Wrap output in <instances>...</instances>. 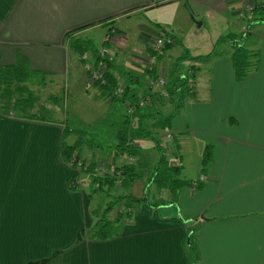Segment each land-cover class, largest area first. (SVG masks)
I'll return each instance as SVG.
<instances>
[{
	"label": "crops",
	"instance_id": "obj_1",
	"mask_svg": "<svg viewBox=\"0 0 264 264\" xmlns=\"http://www.w3.org/2000/svg\"><path fill=\"white\" fill-rule=\"evenodd\" d=\"M247 5L255 6L252 14H244ZM161 30L176 44L150 68ZM237 47L259 54L257 67L242 78L233 60ZM92 48L107 49L113 90L125 86L129 97L114 98L90 83L86 66L101 62ZM14 65L42 79L7 88L3 72ZM191 72L192 91L183 87ZM161 74L171 99L156 88L150 104L129 115L127 106L145 98L148 82ZM1 76L5 91L14 92L8 120H16L19 97L33 114L40 107L53 116L54 109L65 113L67 90L68 111H80L78 119L87 121L88 106L103 108L112 143L106 150L64 118L52 124L61 131L54 129L55 175L47 169L35 185L34 171H28L11 194L15 212L5 236L7 218H0V264H264L263 0H0ZM27 123L50 132L45 123ZM125 127L135 156L118 149ZM64 132L86 164L133 166L137 178L112 191L92 174L79 178L61 153ZM164 159L171 167L180 164L178 180L188 185L173 192L160 184ZM73 178L81 183L77 190L70 186ZM101 191L107 192L105 203L98 200ZM151 192L153 199L145 197ZM125 196L138 201L118 199ZM108 202L112 221L125 206L134 207L130 221L121 215V234L97 240L87 233L78 240L94 229Z\"/></svg>",
	"mask_w": 264,
	"mask_h": 264
},
{
	"label": "rangeland",
	"instance_id": "obj_2",
	"mask_svg": "<svg viewBox=\"0 0 264 264\" xmlns=\"http://www.w3.org/2000/svg\"><path fill=\"white\" fill-rule=\"evenodd\" d=\"M78 42L79 41L73 42L70 48H73ZM94 45L92 43V46ZM73 53L74 51L70 52L72 55ZM27 76H29V78H34L35 81L42 79V77L38 75L28 74ZM126 90L127 87H125V93ZM65 93H67V104L64 105L66 114L64 111L62 113L59 109H54L55 111L53 110V112L55 116H53V113L51 115L48 113L47 109L44 110L42 107L38 108L40 112L33 114L34 112L29 111L26 107L27 103L20 100L19 97V101L15 107L16 120H8L7 117L4 116H9L11 114V109L15 105L13 100H10L9 102V98L14 95V92L10 93V91H5V87L3 86L0 77V218L2 215H5L7 218L4 236L9 228L12 214L15 212V206L12 205L11 201V194L25 184L23 181L26 179V172L34 171L32 177L35 178V185L42 183V174L45 170L53 169V175H55L54 155L57 150L54 143L57 141L54 137V129H59L53 127V123L58 120V123H61L63 122V118L64 120L70 121V129L72 126V129L79 133H86V135L84 134L85 139L92 142H99L106 150H108V147H110L112 143V138L108 135V132H111V129L108 128L106 122L101 121V118L103 117V108L94 110L91 106H88V110L84 111L87 121L85 119H78L80 115L83 116V114L80 113V115H78L80 111H77V114H74L76 111H68V109L70 110V107L67 90H65ZM124 96L125 94L123 97ZM43 97L45 98V96ZM80 108L81 107L78 106L77 110ZM72 115H74L73 118L71 117ZM71 118L73 121H71ZM27 122L45 123V125L51 127L50 132H48L49 129L47 127ZM59 132L61 131L59 130ZM90 135H94L95 140H91L92 138ZM66 138H68L67 135ZM103 163L104 162H100L99 164ZM163 163L165 164L167 161L164 159ZM73 169L77 170L78 168ZM123 177V174H117L114 176V179H118L117 181L115 180L118 187L121 186ZM84 178L82 176V180ZM180 179L182 178L180 177ZM80 185L81 183L79 182L78 186L80 187ZM145 197L153 199L152 192L149 195L146 194ZM118 198L120 199V197ZM98 200H101V203H105L107 200V192L101 191ZM112 200L119 201L112 198L109 202Z\"/></svg>",
	"mask_w": 264,
	"mask_h": 264
},
{
	"label": "trees",
	"instance_id": "obj_3",
	"mask_svg": "<svg viewBox=\"0 0 264 264\" xmlns=\"http://www.w3.org/2000/svg\"><path fill=\"white\" fill-rule=\"evenodd\" d=\"M223 41V39H222ZM88 50H84L81 54L87 52ZM89 51H93V53H97L98 52L92 48V50ZM189 57V56H186ZM233 60H234V64H235V68H236V75L238 78H242L246 75H248V73L250 72V70L252 68L257 67L258 65V61H259V54L258 53H252L249 50H246L242 47H237L234 54H233ZM5 70V69H4ZM13 70H16V75L14 76V72H12L11 75H9V73ZM4 72L8 73V75H6ZM3 72V83L7 88H10L14 83L19 81L20 83H25L27 81H25V79L29 78V76H27L28 74H32L30 71L28 70H23L21 68V66L19 65H14L12 67H10L9 69H6ZM34 75V74H32ZM2 78V76H1ZM107 85H105L102 89V92L104 94L110 95L113 91V88L115 86V83L112 82L113 77L110 75V73H108L107 75ZM187 86V82H184L183 87ZM131 94V92L128 90H126L125 93V97H129V95ZM67 127V126H66ZM122 134H123V139L121 144L118 146L119 150L125 151L130 153L131 156H135L134 155V149L135 146L134 144L131 142V140H128L129 137H131L133 134L131 132V129H129L128 127H125L122 130ZM66 139V135L65 132L63 134V141H62V148H61V153L62 156L64 158V161L69 163L71 165L72 168H78V161H79V157L77 155V153H79V148L77 146H70L65 142ZM133 141V138H132ZM207 164V162H205ZM167 165V163H162L161 164V170L163 167H165ZM86 166V165H85ZM87 168H83L81 169L82 172L87 173V174H92L95 181H97L100 185L102 184H108V189L112 191V189L115 187L116 182L113 176L107 175V176H103V177H96L95 176V169L96 166L95 165H87ZM117 171L120 172V174H123V182L121 184L122 187H127L131 182H133L136 178H137V172L136 170L133 168V166H125L123 168H116ZM160 170V171H161ZM181 172V168L179 167H171L169 165H167L164 170H163V174L161 177V181L160 184H164L165 188H168L169 190L175 192L177 191L179 188L188 185L186 182H182L181 180H178V176ZM78 180L73 178L70 186L72 189H78L77 188V184ZM110 195V194H108ZM119 199V198H118ZM119 200H126V201H138L133 197H122ZM147 200V199H146ZM116 203L118 201H115ZM112 203V202H111ZM111 203H109L108 207L106 208V210L102 213V215L99 216L98 222L96 224V226L94 227L93 230H91V232H83L79 237L78 240L83 239L84 237H86L87 233H88V238H92V239H97V240H109L112 238H115L117 236H119L121 234V225L120 222L122 221L121 215H119V217L112 221L110 220L106 215L107 213H110L113 209V205H111ZM115 204V203H114ZM128 206V207H127ZM125 206V211L124 214L122 215L125 216V220L124 221H130L131 218L133 217L134 214V207L132 205H127ZM47 262V260H43L40 262H34V263H30V264H45Z\"/></svg>",
	"mask_w": 264,
	"mask_h": 264
},
{
	"label": "built area",
	"instance_id": "obj_4",
	"mask_svg": "<svg viewBox=\"0 0 264 264\" xmlns=\"http://www.w3.org/2000/svg\"><path fill=\"white\" fill-rule=\"evenodd\" d=\"M263 6H264V0H263ZM255 6L254 5H247L245 7V11L244 14H252L254 12ZM110 40V38H108V41ZM176 44V40L175 38L168 33L167 30H161L159 32V34L157 35V37H155L153 43H152V50H153V55L149 58L148 61V66L150 68H152V66L156 63L157 59L164 57L167 50L174 46ZM107 49L105 48H101L98 51V57L100 58L101 62L99 64H97V66L95 68H92V66L87 65L86 66V72L87 74H89V81L93 86H97L100 89H103V87L105 85H107V75H108V58H107ZM194 73H190L188 75V78L185 77L187 79V84L188 86H190V90H193V87L195 85V81H194ZM187 76V75H186ZM167 85H168V81L166 78L165 74H161L159 75V78L154 80H150L148 82V90L149 93L148 95L141 99L139 102H137L136 104H129L127 106V110H128V114L129 115H134V113L137 110L140 109H145L150 102L152 101V97L154 96L155 92H156V88H159V95L164 99V100H170L171 99V95L170 92L167 90ZM125 94V86H118L116 87L111 96H113L114 98H122L123 95ZM64 105L67 104V93H65L64 95ZM165 139L168 142H172L173 141V135L170 133H167L165 135ZM78 164V177L80 178L81 174H82V170L83 168H87L89 164H86L82 159H79ZM86 165V166H85ZM180 164L178 162H173V167H179ZM118 174L116 167L114 166H109L107 167L105 165V163L103 164H99L96 169H95V175L96 176H101V175H110V176H116ZM77 177V178H78ZM117 179V178H116ZM118 180V179H117ZM116 180V181H117ZM204 179L201 178V181H203ZM79 183V181H78ZM198 184V182H197Z\"/></svg>",
	"mask_w": 264,
	"mask_h": 264
}]
</instances>
